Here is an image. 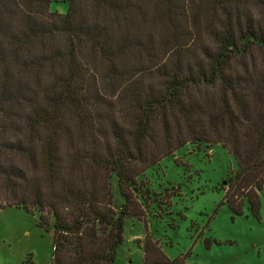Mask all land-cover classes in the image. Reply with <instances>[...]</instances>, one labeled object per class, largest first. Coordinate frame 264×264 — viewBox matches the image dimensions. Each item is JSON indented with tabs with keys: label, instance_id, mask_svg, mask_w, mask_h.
<instances>
[{
	"label": "trees",
	"instance_id": "obj_1",
	"mask_svg": "<svg viewBox=\"0 0 264 264\" xmlns=\"http://www.w3.org/2000/svg\"><path fill=\"white\" fill-rule=\"evenodd\" d=\"M64 1L0 0V209L39 215L50 264H113L127 220L171 214L144 174L192 144L234 158L224 203L258 218L264 0Z\"/></svg>",
	"mask_w": 264,
	"mask_h": 264
},
{
	"label": "rangeland",
	"instance_id": "obj_2",
	"mask_svg": "<svg viewBox=\"0 0 264 264\" xmlns=\"http://www.w3.org/2000/svg\"><path fill=\"white\" fill-rule=\"evenodd\" d=\"M67 9L64 0H52L51 12L65 14ZM236 169L234 158L221 146L188 144L146 171L144 183L155 194L167 191L172 196L171 214L151 216L146 226L127 220L113 264H143L146 228L170 261L264 264V187L258 195V218L247 204L241 215H234L220 187ZM39 224L35 212L0 209V245L7 264L51 263L53 235Z\"/></svg>",
	"mask_w": 264,
	"mask_h": 264
},
{
	"label": "crops",
	"instance_id": "obj_3",
	"mask_svg": "<svg viewBox=\"0 0 264 264\" xmlns=\"http://www.w3.org/2000/svg\"><path fill=\"white\" fill-rule=\"evenodd\" d=\"M3 247H1L0 245V264H7V262H5L4 260V255L2 254L3 252H5L3 249ZM24 262V261H23ZM11 262H9L8 264H10Z\"/></svg>",
	"mask_w": 264,
	"mask_h": 264
}]
</instances>
